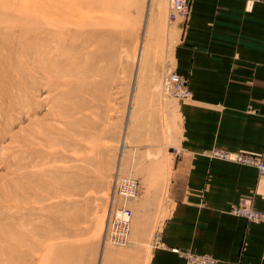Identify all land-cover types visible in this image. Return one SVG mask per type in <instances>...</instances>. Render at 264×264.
Segmentation results:
<instances>
[{
    "label": "rangeland",
    "instance_id": "obj_1",
    "mask_svg": "<svg viewBox=\"0 0 264 264\" xmlns=\"http://www.w3.org/2000/svg\"><path fill=\"white\" fill-rule=\"evenodd\" d=\"M171 20L169 0H0V264H149L181 131ZM117 177L139 184L127 247L105 242Z\"/></svg>",
    "mask_w": 264,
    "mask_h": 264
},
{
    "label": "crops",
    "instance_id": "obj_2",
    "mask_svg": "<svg viewBox=\"0 0 264 264\" xmlns=\"http://www.w3.org/2000/svg\"><path fill=\"white\" fill-rule=\"evenodd\" d=\"M174 70L192 98L178 102L171 209L149 264H186L175 250L218 264H264V223L232 213L246 203L264 214V175L210 155L264 157V3L193 0Z\"/></svg>",
    "mask_w": 264,
    "mask_h": 264
},
{
    "label": "built area",
    "instance_id": "obj_3",
    "mask_svg": "<svg viewBox=\"0 0 264 264\" xmlns=\"http://www.w3.org/2000/svg\"><path fill=\"white\" fill-rule=\"evenodd\" d=\"M248 6L257 2L264 3V0H244ZM193 0H169L170 20L181 21L186 26L190 15ZM164 91L184 102L192 98L187 78L176 72L169 73L164 80ZM214 159L232 162L240 165L255 167L261 175H264V157L247 155L244 153H233L223 150H212L210 153ZM139 184L134 179L119 178L115 182L113 199L118 197L123 203L120 207L112 208L106 227L105 242L117 247H127L131 234L133 213L126 204L138 197ZM233 215L247 219L249 222L264 223V214L253 210L246 203L236 206L232 210ZM185 260L186 264H218V261L210 255H199L191 252H180L175 250Z\"/></svg>",
    "mask_w": 264,
    "mask_h": 264
},
{
    "label": "bare ground",
    "instance_id": "obj_4",
    "mask_svg": "<svg viewBox=\"0 0 264 264\" xmlns=\"http://www.w3.org/2000/svg\"><path fill=\"white\" fill-rule=\"evenodd\" d=\"M126 150V146H123V152ZM122 179H125V178H122ZM118 197H116L115 199L112 200V204L113 206L116 205V202H118ZM118 204V203H117ZM112 206V207H113ZM106 225H107V222H106ZM106 225H105V228H104V233H105V230H106ZM131 235V234H130ZM130 239V238H129ZM129 243H130V240H129ZM114 246V245H113ZM105 249V248H104ZM103 254H104V251H103Z\"/></svg>",
    "mask_w": 264,
    "mask_h": 264
}]
</instances>
